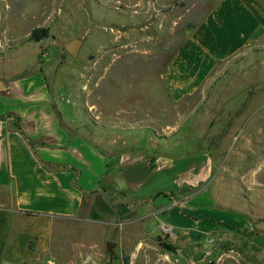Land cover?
<instances>
[{"label": "rangeland", "instance_id": "rangeland-1", "mask_svg": "<svg viewBox=\"0 0 264 264\" xmlns=\"http://www.w3.org/2000/svg\"><path fill=\"white\" fill-rule=\"evenodd\" d=\"M216 1L0 0V67L44 68L69 103L75 119L70 125L88 136L108 135L115 149L127 143V130L144 131L141 145L147 148L174 139L167 150L179 156L181 175L191 171V185L201 169L208 172L202 201L188 199L185 176L172 181V188L185 192L179 196L200 212L237 214L264 230V39L219 63L184 100L173 99L162 80L168 60ZM36 26L48 27V34L31 38ZM73 37L83 39L77 54L64 45ZM200 161L205 165L198 169ZM211 190L223 211L209 203ZM137 204L109 184L89 212L54 221L49 247L32 264H175L157 255L175 249L176 228L165 229L172 224L163 211L142 218ZM109 239L115 241L113 252ZM222 241L209 238L225 248ZM142 244L151 248H137ZM243 247L231 260L222 263L213 254L208 263L264 264V255ZM145 252L148 259L142 258Z\"/></svg>", "mask_w": 264, "mask_h": 264}, {"label": "crops", "instance_id": "crops-1", "mask_svg": "<svg viewBox=\"0 0 264 264\" xmlns=\"http://www.w3.org/2000/svg\"><path fill=\"white\" fill-rule=\"evenodd\" d=\"M263 39L264 0H217L168 60L162 80L173 99L184 100L205 84L219 63ZM67 104L44 68L0 67V264H32L49 247L54 221L89 212L109 184L138 202L142 218L163 211L176 228L175 249L158 253V259L210 264L208 257L215 254L223 263L245 244L264 255V230L240 221L235 212H200L186 202V196L202 201L205 161L197 163L202 175L191 185V171L181 175L179 156L167 150L174 139L147 148L141 145L144 131L127 130V143L115 149L108 135L88 136L72 127L69 120L75 119ZM112 155H117L114 164ZM184 176L182 181L191 186L183 197L179 194L185 192L172 188V181L180 183ZM209 203L223 211L212 190ZM213 236L225 248L213 246ZM149 257L146 252L142 256Z\"/></svg>", "mask_w": 264, "mask_h": 264}, {"label": "water", "instance_id": "water-1", "mask_svg": "<svg viewBox=\"0 0 264 264\" xmlns=\"http://www.w3.org/2000/svg\"><path fill=\"white\" fill-rule=\"evenodd\" d=\"M82 42H83V39L81 37H73V38L65 41L64 45L72 54H77ZM114 244H115V241L112 239H109L107 241V247L112 252L114 251Z\"/></svg>", "mask_w": 264, "mask_h": 264}, {"label": "trees", "instance_id": "trees-1", "mask_svg": "<svg viewBox=\"0 0 264 264\" xmlns=\"http://www.w3.org/2000/svg\"><path fill=\"white\" fill-rule=\"evenodd\" d=\"M49 32L48 27L45 26H36L32 29L31 33H30V37L33 39H40L43 36H46ZM166 246H168L169 248L171 247V244H167Z\"/></svg>", "mask_w": 264, "mask_h": 264}, {"label": "built area", "instance_id": "built-area-1", "mask_svg": "<svg viewBox=\"0 0 264 264\" xmlns=\"http://www.w3.org/2000/svg\"><path fill=\"white\" fill-rule=\"evenodd\" d=\"M164 227H165V229H166L167 231H169V232L172 231V230L174 229L173 225H169V224L165 225Z\"/></svg>", "mask_w": 264, "mask_h": 264}]
</instances>
